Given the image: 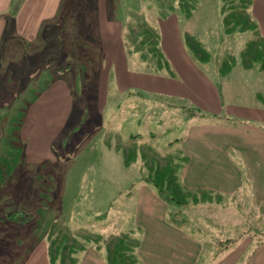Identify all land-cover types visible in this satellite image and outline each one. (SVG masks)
<instances>
[{
  "label": "rangeland",
  "instance_id": "374dc122",
  "mask_svg": "<svg viewBox=\"0 0 264 264\" xmlns=\"http://www.w3.org/2000/svg\"><path fill=\"white\" fill-rule=\"evenodd\" d=\"M20 2L14 0L10 15ZM32 2L35 0H28L25 8H30ZM252 2H45L38 39L48 36L54 42H43L40 49L31 43L23 45L11 59V67L4 62L3 46L0 47V245H13L19 239L29 238L26 229L37 225L43 231L38 223L41 220L56 264H72L68 262L69 252L79 255L78 249L88 246L104 253L110 247L109 259L113 264H141L132 243L141 237L134 221L139 178L153 179L170 196L186 203L185 208L170 206L169 218L202 244L198 264H220L242 244L250 241L253 248L264 242V203L254 201L251 187L233 196L205 194L200 196L205 199L202 202L193 198L195 194L183 191L179 180L183 164L179 145L173 143L171 147L169 143L183 136L186 113L175 104L161 105L152 100L155 96L136 82L139 73L163 71L162 63H155L150 38L155 36L163 54L169 53L177 49L166 38L170 30L181 36L185 49L210 74L221 75L218 76L222 87L229 77L232 86L227 90L233 95L231 100L224 95L223 102L246 107L258 101L257 106L264 107V70H258L259 66L264 69V38L250 16ZM9 17L6 14L1 18ZM98 18L101 26L97 25ZM108 19L121 26H108L107 34L104 24ZM172 19H178L179 26L168 22ZM8 25L6 34L14 35L16 26L11 22ZM36 28L37 25L30 27V34ZM98 33L110 36L107 45L102 43V56L98 55L94 41ZM120 33L124 36L122 55L114 41ZM85 35L93 36V41ZM255 53L261 57H255ZM247 60L254 61L248 73L258 74L262 80V99L259 96L257 101L246 94L251 91L246 87L248 82L235 78L245 73ZM126 66L136 79H131L130 84L121 72ZM64 85L67 88L61 89ZM125 99H141V104L127 106ZM128 108L137 114L141 112L144 118L119 128L120 134L133 127L140 134L135 143L129 144L123 168L102 143L104 130L111 131L117 125L113 117L122 112L133 113ZM222 109L224 115L239 113H229L225 105ZM188 115L190 123L222 125L216 118L203 119L190 112ZM253 121L264 128V121L256 117ZM163 125L173 128L165 131ZM146 130H151L152 136ZM109 135H113L110 146L115 151L118 138L115 133ZM118 148L127 151V143L122 142ZM160 160H166L169 167L165 168L167 164ZM247 182L245 177L244 184ZM18 212L32 217L29 228L9 226L5 221L7 215ZM250 252L248 248L240 263ZM6 256V251H0V257Z\"/></svg>",
  "mask_w": 264,
  "mask_h": 264
},
{
  "label": "crops",
  "instance_id": "0c3cea01",
  "mask_svg": "<svg viewBox=\"0 0 264 264\" xmlns=\"http://www.w3.org/2000/svg\"><path fill=\"white\" fill-rule=\"evenodd\" d=\"M27 1L21 0L16 10L14 9V13L10 15L14 0H0V47L3 46L2 58L4 62L9 64L10 67L11 59L16 57V53L22 50L23 45L30 46L29 43H31V46L38 45L40 49L41 43L54 42L48 36L41 40L38 39L40 33L38 27L43 21V10L45 2L48 0H35L30 8H25ZM252 4L250 16L254 18L252 20L259 28L261 37L264 38V0H253ZM6 14L10 17L2 19L1 17ZM38 16L41 19L35 20ZM98 19L97 25L101 26V19ZM9 22H11V25L16 26L14 35L6 34ZM168 22L173 27L179 26L178 19H172ZM35 25H37V28L30 34L29 28ZM104 25L107 26L105 33L108 34V26L117 27L120 24L114 19H108ZM166 33L170 45L177 48L166 54H163L161 47L157 45L156 37L150 38L151 51L155 53L157 60L155 63H162L164 67L162 72H149L148 74L142 72L143 74L139 73L137 76V80L131 75L133 72L128 66L124 67L121 72L125 73L124 77L127 84H130L131 79H133L136 82L138 81L141 87L150 91L155 96L151 98L152 100H156L161 105L167 104L170 106L175 104L176 107L186 113L183 136L169 143L171 147L174 144L179 145L178 152L183 159L179 180L183 191L187 194H195L193 198L202 202L205 199H201L200 196L205 194L214 195L215 197L233 196L237 192H244V188L248 186L252 188L254 201L257 204L264 203V128L257 126L253 121L255 117L257 120L264 121V107L257 106L259 96L262 99L260 92L262 80L258 74L251 75V73H248V70H251L254 66V61L247 60L243 68L245 73H240L235 78L239 81L248 82L246 84H249V86L246 85V87L251 88V91L246 94L256 99L257 102L246 107L235 106L234 102L225 103L223 102L224 95H227L228 99L233 95L229 89L227 90L232 86L229 77L225 78V85L222 87L219 82V76L221 75L219 73V76L210 74L208 69L195 60L196 57L185 49L179 34L174 33L173 35L170 30H167ZM84 37L90 42L94 38L88 35ZM109 37L106 34L98 33L94 38V41L98 44L96 50H98L99 56H102L103 52L102 43L104 42L107 45ZM123 37V34L121 36L120 33V37L118 35L114 40L117 41V47L122 52L121 55L125 52L122 46ZM70 42H72V36H70ZM157 46H159V50ZM49 47H53V45ZM259 54L255 53V57L260 58L261 55ZM261 54L263 58L264 52ZM203 56L205 57V55ZM261 63L264 64L262 61ZM258 70L262 72L264 69L259 66ZM66 88L64 85L61 89ZM141 99L137 102L134 99L125 100L128 102L127 106L135 107V105L141 104ZM224 105L229 113H232L230 111L233 110H238L239 113L233 116H230L232 114H222ZM128 109L133 113L123 114L122 112L113 117L117 119L115 129L112 127L111 131L107 130L105 132L104 124L101 127V130H104L103 134H105V142L102 143L104 149L107 150V153H114L117 159L115 161H118L117 164H120L123 168H126L125 157L129 154V144L135 143L140 134L138 128L135 130L134 127L126 133L120 134L119 128H125L124 125H130L128 123L131 122L136 121L139 123L144 118L141 112L137 114L133 108ZM189 112L193 115H200L199 117L203 119L216 118L222 121V125L196 123L197 121H191L190 123ZM145 117L147 119V116ZM163 126L165 131L173 128V126ZM146 132H149V135L152 136L151 130H146ZM112 133H115L119 142L115 145L117 146L115 151L110 146V138L113 135L110 136L109 134ZM107 136L108 138H106ZM122 142L127 143V151L121 152L118 148ZM159 162H165L167 164L165 168L169 167L166 160H160ZM245 177L248 178L249 182L244 184ZM139 179H141V182L136 195L137 204L134 211V221L136 227L141 231V237L132 241L133 245L136 246L135 249H137L136 259H139L141 264H198L203 251L200 241L178 223L168 221L167 216L171 210L170 205L159 198L151 182L148 181L149 178ZM186 206L184 204L177 207L185 208ZM5 221L8 222L9 226L16 224L21 229L29 228V221L26 223H17L9 219H5ZM38 223L41 228L46 229L43 226L44 221L39 220ZM44 229L43 231L39 230V225H37L32 230L30 228L26 229L30 232L29 238L19 239L13 245H0V251L7 252L5 258L0 257V263L56 264L51 253L52 246L45 239L44 233L46 230ZM129 242L131 241L129 240ZM251 244L250 241L247 244H242L229 257L221 259L220 264H264V242L253 248ZM248 248H251L250 254L244 262L240 263ZM78 250L80 251L79 255L73 256L71 251L69 252V263H112L109 259L110 247L105 253L93 246L81 247Z\"/></svg>",
  "mask_w": 264,
  "mask_h": 264
},
{
  "label": "trees",
  "instance_id": "16d2710c",
  "mask_svg": "<svg viewBox=\"0 0 264 264\" xmlns=\"http://www.w3.org/2000/svg\"><path fill=\"white\" fill-rule=\"evenodd\" d=\"M148 181L151 182L153 188L155 189L157 195L159 196L160 199H162L165 203H167L170 206H183L184 201H180L178 199H176L173 196H170L167 192L166 189L162 188L160 185H158L153 179H148ZM6 218H8L11 221H15L17 223H26L28 221H30V219L32 218L30 215L27 214H22V213H12L6 216ZM168 221L170 223H175V221L171 218H169V213H168ZM113 264V263H111Z\"/></svg>",
  "mask_w": 264,
  "mask_h": 264
}]
</instances>
